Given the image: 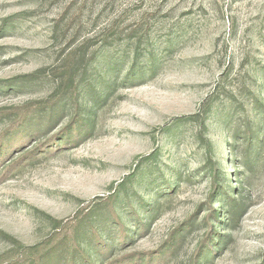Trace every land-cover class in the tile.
<instances>
[{"label": "rangeland", "instance_id": "374dc122", "mask_svg": "<svg viewBox=\"0 0 264 264\" xmlns=\"http://www.w3.org/2000/svg\"><path fill=\"white\" fill-rule=\"evenodd\" d=\"M0 264H264V0H0Z\"/></svg>", "mask_w": 264, "mask_h": 264}, {"label": "trees", "instance_id": "16d2710c", "mask_svg": "<svg viewBox=\"0 0 264 264\" xmlns=\"http://www.w3.org/2000/svg\"><path fill=\"white\" fill-rule=\"evenodd\" d=\"M207 109V108H206ZM206 109H203V110H200V112H198L197 114H194L193 115V118H194V121L197 122V124L202 128L204 129V132H205V135H206V141L208 143V146H209V152L210 151V148H211V139L208 138V134H209V131L210 129L213 127L212 124H210L208 122V119H207V110ZM207 114V115H206ZM178 173V172H176ZM206 261H207V258H206Z\"/></svg>", "mask_w": 264, "mask_h": 264}]
</instances>
